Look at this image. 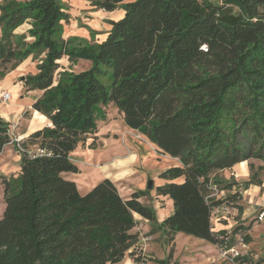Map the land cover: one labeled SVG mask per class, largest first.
Masks as SVG:
<instances>
[{"label": "trees", "instance_id": "trees-1", "mask_svg": "<svg viewBox=\"0 0 264 264\" xmlns=\"http://www.w3.org/2000/svg\"><path fill=\"white\" fill-rule=\"evenodd\" d=\"M124 2H93L107 12L123 8L125 16L111 21L105 40L85 46L63 37L70 16L61 0L0 3V80L33 57L40 59L38 72L21 82L26 91L42 92L32 104L40 118L31 134L21 135L20 172L0 176V264H121L135 256V215L157 220L155 209L140 201L146 193L124 199L106 178L82 195L63 176L79 173L71 154L98 132L101 106L108 104L127 127L182 164L160 174L166 183L158 195L174 208L159 224L164 232L232 248L228 230L215 231L212 218L241 194L215 199L208 190L213 173L253 158L264 162V0H223L238 14L208 0ZM25 23L30 29L17 34ZM63 58L92 66L76 73L60 65ZM9 127L0 117V154L11 140ZM172 257L173 250L160 263ZM240 264H264V258L243 256Z\"/></svg>", "mask_w": 264, "mask_h": 264}, {"label": "rangeland", "instance_id": "rangeland-1", "mask_svg": "<svg viewBox=\"0 0 264 264\" xmlns=\"http://www.w3.org/2000/svg\"><path fill=\"white\" fill-rule=\"evenodd\" d=\"M2 1L0 0V3ZM61 1L70 16L69 23L64 24L63 37L70 39L73 45L85 46L102 42L112 28L111 21H117L125 16L123 8L113 12L96 8L93 6L95 0ZM133 1L125 0L124 3ZM208 1L225 6L223 0ZM224 10L230 14L239 13L238 8L234 6H225ZM259 11L264 15V7ZM30 27V24L25 23L16 33H26ZM39 63L40 59L29 57L0 80L2 84L0 112H7L11 118L8 132L11 140L0 154V176L7 179L17 176L20 172L15 156L19 153V147L25 150L23 142L26 138L20 139V136L28 130L33 113L32 104L35 101L27 95L21 78L36 74ZM59 63L67 70L76 73L92 66L90 61L79 60L71 63L68 58H63ZM4 93L11 95L8 102L2 100ZM20 108L22 111L18 113L16 110ZM100 113L98 132L91 135L86 144H79L71 154L72 162L78 166L79 173H67L64 177L74 181L82 195L88 193L92 185H97L106 178L115 183L124 199H129L134 192L146 193L140 201L155 209L157 220L152 222L135 215L138 224L132 233L138 235V240L130 251L134 252L135 256L128 255L121 264H161L160 261L167 260L172 250L173 257L170 264H240V258L243 256L254 260L264 258V220L258 219L259 214L264 210L262 160L253 158L241 162L236 168L217 171L211 175L212 184L208 190V197L226 199L231 193L241 194L234 202L215 208L212 218L215 231L228 230L226 238L232 248L226 249L225 246L213 245L183 233L172 238L159 224L173 213L174 208L169 205L168 197L158 195L157 188L166 183L160 178V174L170 167L182 165L180 160L164 157L168 155L161 153L146 135L127 127L123 114L113 104L101 106ZM29 150L34 153L39 151L37 146H29ZM111 167L113 170L108 173L99 174L103 168L111 169ZM95 176L97 177L93 180ZM150 180L153 182L152 189L148 188ZM231 184L232 188L226 190ZM4 210V185L0 178V218ZM250 225L251 228L248 230L239 229L241 226ZM137 258L142 261L138 262Z\"/></svg>", "mask_w": 264, "mask_h": 264}, {"label": "crops", "instance_id": "crops-1", "mask_svg": "<svg viewBox=\"0 0 264 264\" xmlns=\"http://www.w3.org/2000/svg\"><path fill=\"white\" fill-rule=\"evenodd\" d=\"M22 27V26H21ZM20 27V28H21ZM20 28H18V29H20ZM18 29L16 30V32L18 31ZM2 84L0 83V86H1ZM23 87V86H22ZM27 95L30 97V98H32V99H34V100H36L37 98H39L41 95H42V92L41 91H37V90H34V91H27ZM34 103V102H33ZM18 113H20L22 110H21V108L20 109H17L16 110ZM0 117L1 118H3V120H5V121H11V118L9 117V115L7 114V112H0ZM34 117L35 118H40L39 117V114L38 113H36L35 111H33V113H32V119H31V121L29 122V125H28V130H27V132H25L24 134H27L26 135V137L29 135V134H31L32 132H31V130H30V127H31V123H32V121L34 120ZM43 126H45V125H43ZM42 126V127H43ZM151 147V146H150ZM132 158H133V156H131ZM164 157H169V156H164ZM21 158H22V156H21V154H17L16 156H15V159H16V161H18V163H19V167L21 166ZM119 165H121V164H119ZM175 166H177V165H175ZM234 168H236V165L234 166ZM110 170H113V167H111V169H106V168H103L100 172H99V174L101 175V174H106V173H108V171H110ZM65 174H67V173H64L63 174V176L65 175ZM98 174V175H99ZM242 174V173H241ZM97 176H95V177H93V180H95V178H96ZM96 184H94V185H92V187H90L89 188V190L88 191H90L94 186H95ZM169 205L170 206H172V208H173V202H172V200H170V203H169ZM170 216V215H169ZM221 225V224H220ZM179 236V234H177V237ZM211 244V243H210ZM130 259V258H129Z\"/></svg>", "mask_w": 264, "mask_h": 264}, {"label": "built area", "instance_id": "built-area-1", "mask_svg": "<svg viewBox=\"0 0 264 264\" xmlns=\"http://www.w3.org/2000/svg\"><path fill=\"white\" fill-rule=\"evenodd\" d=\"M10 99H11V95H10V93H4V94L2 95V100H3L4 102H8ZM19 148L21 149V147H19ZM21 150L24 151L23 149H21ZM31 153L42 155V154H44V151L39 150V151L36 152V153H34V152H31ZM258 219H259V221H263V220H264V210L261 211V213L259 214ZM226 241H227V238H226Z\"/></svg>", "mask_w": 264, "mask_h": 264}, {"label": "water", "instance_id": "water-1", "mask_svg": "<svg viewBox=\"0 0 264 264\" xmlns=\"http://www.w3.org/2000/svg\"><path fill=\"white\" fill-rule=\"evenodd\" d=\"M148 188H149V189H152V188H153V182H152V180H150V182H149V184H148Z\"/></svg>", "mask_w": 264, "mask_h": 264}, {"label": "bare ground", "instance_id": "bare-ground-1", "mask_svg": "<svg viewBox=\"0 0 264 264\" xmlns=\"http://www.w3.org/2000/svg\"><path fill=\"white\" fill-rule=\"evenodd\" d=\"M20 139H21V136H20Z\"/></svg>", "mask_w": 264, "mask_h": 264}]
</instances>
